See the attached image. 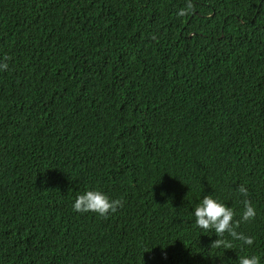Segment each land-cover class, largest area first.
Here are the masks:
<instances>
[{
	"label": "trees",
	"instance_id": "1",
	"mask_svg": "<svg viewBox=\"0 0 264 264\" xmlns=\"http://www.w3.org/2000/svg\"><path fill=\"white\" fill-rule=\"evenodd\" d=\"M0 63V264H264V0H0Z\"/></svg>",
	"mask_w": 264,
	"mask_h": 264
},
{
	"label": "clouds",
	"instance_id": "2",
	"mask_svg": "<svg viewBox=\"0 0 264 264\" xmlns=\"http://www.w3.org/2000/svg\"><path fill=\"white\" fill-rule=\"evenodd\" d=\"M190 10H194L191 2L187 4L186 9H181L178 14L186 15ZM7 59L8 57H4L5 61ZM7 68V63H0V70H7ZM236 191L245 197L242 201L244 210L239 220H234L236 213L231 207L226 206L225 203L208 194L204 195L196 208L192 210L193 219H195V223L199 228L205 231L210 229L214 230V232H205L217 236V239L210 245L212 248H232V243L224 238L225 233H228L235 240L243 241L246 245L253 244L252 237L238 233L236 228L239 227L241 222H248L254 219L256 209L252 202L246 198L248 197V190L244 185H239ZM72 207L76 212H93L101 217H106L109 213H114L118 208L123 207V201L121 199H110L106 193L99 189L88 190L75 198ZM211 264L225 263L217 261ZM236 264H260V258L256 255L242 256Z\"/></svg>",
	"mask_w": 264,
	"mask_h": 264
},
{
	"label": "rangeland",
	"instance_id": "3",
	"mask_svg": "<svg viewBox=\"0 0 264 264\" xmlns=\"http://www.w3.org/2000/svg\"><path fill=\"white\" fill-rule=\"evenodd\" d=\"M50 255H54V254H50ZM60 256H62V255H60ZM60 256H57V257H55V258H58V257H60ZM50 257V256H49ZM54 257H50V259H55ZM79 260H81V259H79Z\"/></svg>",
	"mask_w": 264,
	"mask_h": 264
}]
</instances>
